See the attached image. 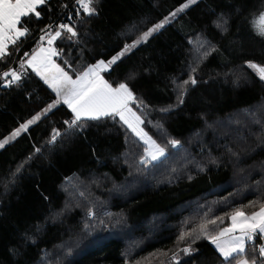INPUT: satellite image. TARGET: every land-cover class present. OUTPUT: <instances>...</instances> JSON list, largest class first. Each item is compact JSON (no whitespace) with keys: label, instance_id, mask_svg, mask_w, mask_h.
<instances>
[{"label":"trees","instance_id":"trees-1","mask_svg":"<svg viewBox=\"0 0 264 264\" xmlns=\"http://www.w3.org/2000/svg\"><path fill=\"white\" fill-rule=\"evenodd\" d=\"M185 2L98 0L94 15L77 16L75 0H47L39 18H22L28 33L0 58V141L56 100L26 63L47 26L77 31L53 43L56 65L75 79L167 17L103 72L139 98L131 106L166 154L148 164L146 144L119 117L69 128L71 110L56 105L0 149V264H227L211 237L236 209L264 204V81L246 64L264 66L255 23L264 0H197L177 12ZM8 71L21 79L9 85ZM189 77L194 85H184ZM54 128L61 135L50 142ZM261 243L247 242L246 256L259 260Z\"/></svg>","mask_w":264,"mask_h":264},{"label":"snow or ice","instance_id":"snow-or-ice-1","mask_svg":"<svg viewBox=\"0 0 264 264\" xmlns=\"http://www.w3.org/2000/svg\"><path fill=\"white\" fill-rule=\"evenodd\" d=\"M79 5L76 15H80V10L87 16L94 15L96 13L95 4L98 0H75ZM47 0H0V58L7 55L8 43L15 44L16 41L25 36L28 33L27 28H23L22 18L28 17L34 14L37 18L41 13L37 11L39 6L45 5ZM197 3V0H186V2L177 9V12H182L189 8L191 5ZM177 13H172L174 17ZM71 19V17H69ZM168 22V18L159 24L154 25L147 32H144L137 40L131 44H126L122 51L116 56L112 57L107 62L100 60L93 65L87 66L82 72L78 73L73 79L68 72L64 71L59 65H56L52 61V56L58 55L56 49L51 45L58 38H62L64 33L69 34L68 39L77 37V31L74 26L69 24H60L57 28L52 29V26H47L51 31L45 32L40 37L43 41L47 37V44L49 47H41L39 51L34 53L27 61L29 67L33 68L38 75L45 80V83L56 93V100L49 104L48 108L44 110H51L58 104L63 103L71 110L73 119L65 121L69 128H82L80 122L82 119L100 120L105 117H119V120L127 126L128 129L139 137L148 146L145 148L144 155L150 157L151 160H157L159 157L165 154V148L158 145L148 134L143 130L141 125L144 121L140 115H137L133 111L131 104H134L139 99L129 88L126 82H120L116 86H113L108 80L101 74L108 72L112 65H114L122 56L131 51L142 41H146L153 32L158 31L163 27L164 23ZM257 25V34L264 36V10H262L258 19L255 21ZM227 20L221 15L216 26L223 30H227L225 25ZM19 25V27H18ZM44 31L43 29L41 30ZM215 50V49H213ZM27 55V54H26ZM247 67L256 71L259 78L264 81V66H261L252 61L246 62ZM195 72V69H192ZM4 77L11 76V80L8 84L18 82L21 77L16 71H8L3 73ZM130 79L133 77H129ZM188 83L195 84L196 80L189 77V80L184 81V85ZM183 96V91L181 92ZM182 102V100H181ZM143 105L141 100L138 107ZM40 119V114H37L26 123L22 124L20 128L16 129L11 136L0 141V148H3L9 140L15 139L20 135L22 131L28 129V127ZM61 133L57 129H53V135L51 141L54 142ZM175 147L179 142L176 140H169L168 142ZM39 152V149H36ZM146 161L142 158L141 163ZM19 171V169H17ZM91 215V213H90ZM230 227L222 229L218 235L212 236V243L216 245L220 252V255L227 261V264H232L235 260L236 264H264V242L258 245V260L254 255L251 258L246 256V240L252 241L254 236H264V204L261 205L259 211H254L251 214H246L243 210L236 209L232 212ZM209 223L215 224L216 221H210ZM201 230H206V225L201 226ZM239 232L240 235H232ZM228 236L227 241H223L222 238ZM181 239H184L181 236ZM188 252L189 249H184Z\"/></svg>","mask_w":264,"mask_h":264},{"label":"rangeland","instance_id":"rangeland-1","mask_svg":"<svg viewBox=\"0 0 264 264\" xmlns=\"http://www.w3.org/2000/svg\"><path fill=\"white\" fill-rule=\"evenodd\" d=\"M182 5H183V4H182ZM258 15H259V14H258ZM258 15L255 16V20L258 19ZM256 28H257V25H256ZM120 52H121V51H120ZM120 52H119V53H120ZM261 66H262V65H261ZM53 102H54V101H53ZM53 102H51V103H49V104H52ZM49 104H48L44 109H42L41 111H39L38 113H36L34 116H36L37 114H40V119H41L45 114H47L49 111H51V110L54 108V107H53L51 110H49V111H47V112L45 113L44 110L48 108ZM137 115H138V114H137ZM34 116H33V117H34ZM33 117H32V118H33ZM32 118H30V119H32ZM30 119H29V120H30ZM38 120H39V119H38ZM38 120H37V121H38ZM27 121H28V120H27ZM27 121H26V122H27ZM37 121H36V122H37ZM26 122H24V123H26ZM36 122H35V123H36ZM232 122H233L232 119H230V118H226V123H225V122H222L221 120H218V121L216 122V125H217L218 128H220V129L223 131V129H227L229 126H231ZM24 123H22V124H24ZM22 124H21V125H22ZM33 124H34V123H33ZM21 125H20V126H21ZM31 125H32V124H31ZM31 125H30V126H31ZM20 126L17 127L16 129L20 128ZM16 129H15V130H16ZM15 130H14V131H15ZM14 131H12L10 134H8L6 137H4L1 141H3L4 139L8 138L9 136H11V134H12ZM22 132H24V131H22ZM22 132H21V133H22ZM21 133H20V134H21ZM13 140H14V139H13ZM11 141H12V140H9L8 143H10ZM8 143H7V144H8ZM7 144H5V145H7ZM146 148H147V147H146ZM0 149H2V148H0ZM162 157H163V156H162ZM162 157H161V158H162ZM145 158H146V156H145ZM159 159H160V158H159ZM159 159H158V160H159ZM146 160H147L148 164L151 163V161H152V160H148L147 158H146ZM156 161H157V160H156ZM157 219H158L157 222H154L153 219H150V220L147 222L148 227H149L150 229H153L152 227L155 226L156 223H157L158 228H159V226L161 225V223H162L163 220H162L161 217H157ZM156 231H157V230H151L150 233L152 234V233H155Z\"/></svg>","mask_w":264,"mask_h":264},{"label":"crops","instance_id":"crops-1","mask_svg":"<svg viewBox=\"0 0 264 264\" xmlns=\"http://www.w3.org/2000/svg\"><path fill=\"white\" fill-rule=\"evenodd\" d=\"M18 27H19V25H18ZM8 44H10V42L8 43ZM41 47H44V48H47V47H49V45L47 44V39L46 40H44L41 44H40V46H38V48L30 55V56H28V58L26 59V63H27V61L31 58V56L34 54V53H36L37 51H39V49L41 48ZM51 47L52 48H54L55 49V47L53 46V44L51 45ZM52 61L55 63V56H52ZM100 61V60H99ZM103 61H105V60H103ZM106 62V61H105ZM28 64V63H27ZM56 64V63H55ZM95 64V63H94ZM93 65V64H92ZM36 72V71H35ZM37 73V72H36ZM102 75H103V73H101ZM40 77H41V75H39ZM42 78V77H41ZM105 78V77H104ZM43 79V78H42ZM44 80V79H43ZM45 81V80H44ZM130 107H132L131 105H130ZM133 109V108H132ZM133 111H135L134 109H133ZM141 127H142V125H141ZM144 130V129H143ZM149 136V135H148ZM153 140V139H152ZM156 142V141H155ZM157 143V142H156ZM158 144V143H157ZM159 145V144H158ZM146 147H148L147 145H146ZM165 154H166V150H165ZM164 154V155H165ZM163 155V156H164ZM162 157V156H161ZM161 157H159V158H161ZM146 158L148 159V160H151V158L150 157H147L146 156ZM158 160V159H157ZM152 161H156V160H152ZM260 209V208H259ZM259 209L258 210H256V211H259ZM230 225H231V223H230ZM230 225H228L227 227H230ZM226 227V228H227ZM232 235H240V233L239 232H236V233H233ZM255 237V236H254ZM262 237V242H264V236H261ZM229 239V237L228 236H225V237H223L222 238V240L223 241H227ZM247 242H249V241H247L246 240V244H247ZM215 245V244H214ZM216 246V245H215ZM217 248V247H216ZM219 251V250H218Z\"/></svg>","mask_w":264,"mask_h":264},{"label":"built area","instance_id":"built-area-1","mask_svg":"<svg viewBox=\"0 0 264 264\" xmlns=\"http://www.w3.org/2000/svg\"><path fill=\"white\" fill-rule=\"evenodd\" d=\"M13 84V83H12Z\"/></svg>","mask_w":264,"mask_h":264}]
</instances>
